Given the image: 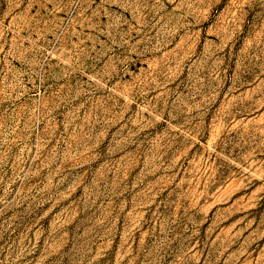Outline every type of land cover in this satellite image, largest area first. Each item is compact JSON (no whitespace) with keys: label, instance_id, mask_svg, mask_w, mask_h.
<instances>
[{"label":"rangeland","instance_id":"rangeland-1","mask_svg":"<svg viewBox=\"0 0 264 264\" xmlns=\"http://www.w3.org/2000/svg\"><path fill=\"white\" fill-rule=\"evenodd\" d=\"M0 264H264V0H0Z\"/></svg>","mask_w":264,"mask_h":264}]
</instances>
